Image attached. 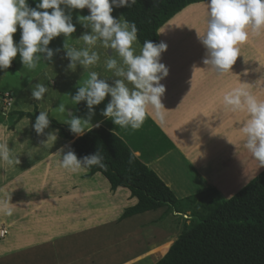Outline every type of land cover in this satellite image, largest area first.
Here are the masks:
<instances>
[{
    "label": "crops",
    "instance_id": "0c3cea01",
    "mask_svg": "<svg viewBox=\"0 0 264 264\" xmlns=\"http://www.w3.org/2000/svg\"><path fill=\"white\" fill-rule=\"evenodd\" d=\"M180 13L162 26L167 50L161 54L160 61L169 70L160 81L166 89L161 97L163 118L148 108V118L164 138L151 125H148L150 141L146 143L129 132V128L115 125L103 116L91 124L109 120L114 132L135 147V156L143 153V162L177 198L200 196L214 190L225 200L264 169H257V161L244 147L241 126L247 119L246 113H232L222 106L224 93L241 86L264 99V35H260L262 31L259 34L250 31L248 41L239 46L241 55L231 72L218 74L203 63L205 52L198 37L197 52L188 51L183 57L168 54ZM162 27L158 30L159 43L163 42ZM108 54H112V49H108ZM96 72L105 79L106 76ZM76 76L70 83L88 77L82 73ZM82 103L75 106L82 109ZM25 119L30 120L15 121L14 129L4 139L0 138V142L8 143L13 157L19 161L14 165L0 161L3 174L0 199L10 197L13 209L10 216L0 213V229L7 231L0 236V257L20 254V260L12 264H87L88 261L92 264L90 256L103 251L106 245L126 252L136 242L143 244V248L133 254L126 253L111 264H155L167 253L173 243L170 227L168 230V226L161 224L151 226L162 216L170 219L175 213L164 207L123 218L124 211L137 203L129 190L111 189L100 173L89 174L86 169L74 173L63 168L61 156L63 152L73 151V140L60 136L57 130L49 136L46 132L38 135L33 125L30 133H19L21 124L27 123ZM0 124L5 126L3 122ZM149 213L152 218L147 216L146 220L150 229L137 222ZM94 232V241L100 247L86 250V240L93 238ZM145 235L152 237L150 243H143ZM162 246L168 248L163 256L150 255Z\"/></svg>",
    "mask_w": 264,
    "mask_h": 264
},
{
    "label": "clouds",
    "instance_id": "9594fccd",
    "mask_svg": "<svg viewBox=\"0 0 264 264\" xmlns=\"http://www.w3.org/2000/svg\"><path fill=\"white\" fill-rule=\"evenodd\" d=\"M137 0H38L30 7L27 0H0V70L11 66L19 53L23 68L35 70L42 56L51 60L60 49L48 47L50 42L61 34L65 37V57L69 60L67 68L75 71L77 65L90 69L98 65L99 53L94 50L98 42L115 52V57L104 61L106 70L117 79L109 84L100 78L96 71H90L88 77L79 86L70 103L85 102L87 118L66 117L62 122L76 137L83 136L92 127L91 118L95 107L106 96L110 99L101 110V115L122 128L140 129L148 116V108L154 109L161 118L164 109L161 97L166 89L160 81L168 75V68L160 61L161 54L167 50L164 42L154 43L145 40L139 53L136 51L138 28L135 22L123 18H114V7L135 5ZM89 10L88 15L77 17L82 27L90 29L78 40L82 47L69 46L66 40L76 28L72 22L71 10ZM51 9V11H47ZM66 9L68 10L66 12ZM21 30L20 39L14 43L13 34ZM264 30V0H208L206 9V29L198 38L205 48L203 63L218 74L231 72L232 66L240 56V45L249 39V32L259 34ZM131 84L130 88L128 85ZM48 88L37 83L32 89V97L39 101L44 98ZM222 106L232 113L245 112L247 119L242 123L241 132L244 147L257 161V169L264 167V99L258 98L246 87H236L224 93ZM60 112L65 113L64 104ZM49 115L40 111L35 118L33 128L40 135L49 127ZM52 135L51 133L48 134ZM56 138V137H55ZM63 152V149H61ZM0 161L9 165L18 164L8 143L0 142ZM104 157L97 150L94 154L77 158L74 151L63 152L61 166L78 173L92 166L104 168ZM10 197L0 199V213L12 215Z\"/></svg>",
    "mask_w": 264,
    "mask_h": 264
},
{
    "label": "trees",
    "instance_id": "16d2710c",
    "mask_svg": "<svg viewBox=\"0 0 264 264\" xmlns=\"http://www.w3.org/2000/svg\"><path fill=\"white\" fill-rule=\"evenodd\" d=\"M30 7L33 0H27ZM208 0H137L131 8L116 7L123 19L135 22L138 43L145 40L159 43L158 30L176 14L192 4ZM16 121L29 118L35 121L37 111H14ZM51 129L65 139L73 140L72 149L77 158L94 154L104 157V168L92 166L89 174H102L111 189L129 190L137 203L127 208V218L160 208L175 214L190 212L191 222L184 224L167 253L155 264H264V169L228 199L189 196L179 199L173 191L144 162V155L135 156V147L116 134L105 120L92 127L83 136L74 139L68 127L49 117ZM164 135L148 118L138 130L129 132L141 141H150L149 127ZM134 142L136 138L133 139ZM133 140H130L132 143Z\"/></svg>",
    "mask_w": 264,
    "mask_h": 264
},
{
    "label": "rangeland",
    "instance_id": "374dc122",
    "mask_svg": "<svg viewBox=\"0 0 264 264\" xmlns=\"http://www.w3.org/2000/svg\"><path fill=\"white\" fill-rule=\"evenodd\" d=\"M33 2L34 4L32 7H35L38 0H33ZM206 9H207V2L206 4L201 3L200 6H196V5L188 6L184 8L182 13H180L179 17L177 18L178 22L176 26V31L174 33L175 35L172 36V39H174V41L170 40L171 42H173L171 45L172 48L169 49V53H168L170 56L176 54L183 57L182 55H184V53L188 51L194 53L197 52L196 43H197L198 34H202L206 29ZM47 11L50 12L51 9ZM67 11L68 10L66 9V12ZM88 14L89 11L88 13H86V11L83 9L71 10L72 22L75 25L76 30L74 33L71 34L72 37L66 40V43L69 46H74L77 48L83 46V42L80 41L79 43H77V40L85 32L90 31V29H86L82 27L81 24L78 22L77 17ZM111 15L117 19L121 17L116 7L113 8ZM262 32L263 33L260 35H264V30H262ZM20 34H21V30L19 26H17V32L13 34L14 43L19 41ZM165 35H166L165 29L163 28L161 29V39L163 42L166 40ZM64 43H65V37L62 34L58 37H55L50 42L48 47L52 49H60V51L54 54V56L50 61L42 56L41 61L39 62L35 70L29 71L23 68L19 53L13 59L11 66L8 69L0 70V122H3V124L5 125L3 126L0 124V133H1L0 138L4 139L6 134L7 133L9 134L14 129L13 125L16 121V115L13 113L14 111L33 112L36 110L38 114L40 111H45L48 113L49 117L57 120L58 122L66 125L67 127L68 125L62 122L64 119H66V117L78 116L81 118H87L88 109L86 107L85 102L82 101L83 102L82 109L77 108V106H75L76 104L70 103L71 96L75 94L79 86L78 83L76 84L70 83L72 77L76 76V74L77 76L79 73H82V75L85 74L88 75L90 71H98L99 73H102L104 76L107 77L104 78L109 84H113L114 80L117 79V77H115L111 71L106 70V68L104 67V61L108 57H112V56L115 57L114 50H112V54L109 55L108 49L104 48L98 42L96 48L94 49L100 55V61L98 65L90 69H84L82 66L77 65L76 70L72 71L67 68L69 60L65 57V49L63 47ZM134 46L136 47L137 53H139L141 46L139 45L138 41ZM203 51L204 52L206 51L204 46H203ZM180 64L181 61H178L177 67H180ZM82 82L83 80L80 81V83ZM37 83H42L46 85L48 88V91L47 93H45L44 98L39 101L35 100L31 95L32 89L35 88ZM128 86L130 88L132 87L131 84H129ZM9 91H11L12 93L11 100L8 99L7 101L3 100L2 98L4 93ZM109 99L110 97L106 96L103 102H101L97 106H94L95 115L92 116L91 122L95 121L100 116H102L101 110L106 106ZM8 101L11 103V105H7ZM61 104H64L65 113L60 112ZM69 109L72 110L73 115L70 114ZM30 120L24 121L27 122L29 125L27 123H24L21 124L22 127L19 126L21 127L18 128L19 133L28 134L31 132L33 122ZM44 132L52 133V132H56V130L48 127L44 130ZM16 134L17 133H15L14 135ZM1 176H3V174L0 173V184L2 183L1 179H3L1 178ZM209 191H206L204 194H201L200 197L216 196L210 193ZM221 199L223 200L224 198ZM151 214L152 213H149V215H145V217H141V221L139 219L137 220V222L140 224L144 223V227L150 229L148 225V223L150 222L146 220V217L151 216L152 218ZM164 217L165 216H162V218L159 219V222H157L156 225H153L151 227L158 226L159 224H161V226H164L165 228L166 226H168V230L170 227L172 233L171 235L173 237V242L177 239L178 235L180 234L183 225L184 224L188 225L191 222L190 212H185L183 214H173L172 217H170V219L168 218L165 219ZM95 236L96 235L94 232V236H93L94 239L90 238L88 241L86 240V243H88L86 244L87 247L86 250L92 249V251H95L100 247L97 245L98 242L94 241L96 240ZM139 239L143 240V237ZM151 240H152L151 236L145 235V239L143 243L144 244L150 243ZM138 246L140 248H137ZM141 248H143V244H137L136 242V245L134 244V246H130V248L127 247L126 252H119L118 250H113L112 246L106 245L105 248H103V251L100 252L96 251L90 257L91 259L93 257L92 260L94 262L92 264H111L115 261V259L123 257V255H126V253L133 254L134 252L138 251ZM167 249H168L167 246H162L159 248L156 247L154 251H156L160 257L166 253ZM19 255L20 254L16 256L8 255V256L0 257V263L12 264L13 262L20 260ZM87 264H90L89 261L87 262Z\"/></svg>",
    "mask_w": 264,
    "mask_h": 264
},
{
    "label": "built area",
    "instance_id": "2783aa9c",
    "mask_svg": "<svg viewBox=\"0 0 264 264\" xmlns=\"http://www.w3.org/2000/svg\"><path fill=\"white\" fill-rule=\"evenodd\" d=\"M11 96H12V93L11 92H5L4 95H3V100H11ZM7 105H11V103L8 101L7 102ZM6 229L5 228H2L0 229V236L3 237L5 234H6Z\"/></svg>",
    "mask_w": 264,
    "mask_h": 264
},
{
    "label": "bare ground",
    "instance_id": "6f19581e",
    "mask_svg": "<svg viewBox=\"0 0 264 264\" xmlns=\"http://www.w3.org/2000/svg\"><path fill=\"white\" fill-rule=\"evenodd\" d=\"M200 4H201V3H200ZM200 4H199V5L196 4V6H200ZM205 4H206V3H205ZM194 11H195V10H194ZM198 13H199V12H198ZM200 15H201V13H200ZM202 15H203V14H202ZM5 240H6V239H5ZM2 243H3V242H2ZM5 244H6V243H5ZM4 247H5V246H4ZM7 248H8V247H7ZM148 253H149V252H148ZM7 254H8V253H7ZM151 254L154 255V256H156V257H159V254H158L156 251H154V250L151 251L150 255H151Z\"/></svg>",
    "mask_w": 264,
    "mask_h": 264
}]
</instances>
